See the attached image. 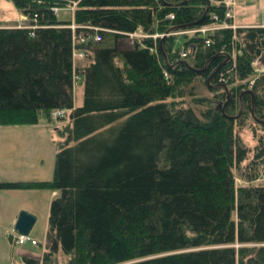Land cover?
Returning <instances> with one entry per match:
<instances>
[{"label":"trees","instance_id":"16d2710c","mask_svg":"<svg viewBox=\"0 0 264 264\" xmlns=\"http://www.w3.org/2000/svg\"><path fill=\"white\" fill-rule=\"evenodd\" d=\"M10 1L26 22L0 26V127L64 111L52 179L0 181L56 192L22 264H264V24L232 28L225 0ZM242 129L260 131L252 148Z\"/></svg>","mask_w":264,"mask_h":264},{"label":"rangeland","instance_id":"374dc122","mask_svg":"<svg viewBox=\"0 0 264 264\" xmlns=\"http://www.w3.org/2000/svg\"><path fill=\"white\" fill-rule=\"evenodd\" d=\"M225 1L231 3L230 6L234 12L233 21L235 23L249 22V24L254 23L252 25H255L258 22H264V0ZM16 10L17 9L10 0H0V23H2L5 18L14 19L17 16ZM63 14L64 13L60 11L58 17L63 18ZM210 27L217 28L215 25ZM235 27L236 24L232 25V28ZM159 36H161V34L152 35V37L155 38ZM118 43L121 48H129L131 46L129 37L122 38ZM262 66V58H257L253 62L256 74L262 70ZM79 84L80 82L77 80L75 85ZM195 93L205 98L213 96L209 88L199 81L195 83ZM81 96L82 92L78 94L77 90L76 96L73 95L74 103L81 101ZM62 122V120L55 119L50 115L48 120L41 119L37 125L31 126V128L27 126L0 127V180H13V175L15 178L18 174L26 175L24 181H48L52 179L55 151V146H53L52 142L56 139L54 129L60 126V124L62 125ZM19 127L20 129H18ZM239 136L246 147L252 148L255 145L256 138L260 136V131H256V137L254 138L248 129H242L239 131ZM17 151H19V154L16 153ZM21 152H24V154H21ZM11 153L17 156H11ZM20 154L22 155V159L25 157V163L27 164V166L25 164L23 168L13 165L16 161L15 158ZM15 191H18L17 195L11 198L7 203H4L2 209L0 207V264H19L21 261L20 258H18L20 249L23 250L21 252L30 251L28 253L34 255H39L43 249L40 245H12L10 235H15V233L7 228V222L11 218L9 209L15 208L13 210L14 213H19L23 210L31 213L36 218L28 235L38 239L40 244L43 243L47 230L48 204L52 198L53 191L48 188L20 189ZM26 246L29 248H25ZM57 262L59 264H65L66 257L58 254Z\"/></svg>","mask_w":264,"mask_h":264},{"label":"crops","instance_id":"0c3cea01","mask_svg":"<svg viewBox=\"0 0 264 264\" xmlns=\"http://www.w3.org/2000/svg\"><path fill=\"white\" fill-rule=\"evenodd\" d=\"M17 11V16L14 18V19H7V18H5L3 21H2V23H0V26L1 27H7V28H13V27H21L22 25H24L25 24V22H26V18L22 15V14H20L19 12H18V10H16ZM62 13H64L62 16H63V18H61V19H69V18H71L72 17V12H67L66 10H62L61 11ZM234 13V12H233ZM56 16H58V14H56ZM60 18V17H59ZM232 20H233V16H232ZM234 22V21H233ZM234 24H236V26L238 25V26H250V25H252V24H254V23H252V24H249V22H243V23H235L234 22ZM262 24H264V22H258L257 24H255V25H262ZM182 33H186V34H190V33H187V32H182ZM181 32H176V33H173V35H179V34H182ZM134 36H137V37H134ZM138 36H140V37H138ZM127 37H129V40H130V43H131V46L130 47H132L133 46V43H134V41H139V39L140 38H143V37H146V35H143V34H141V32L140 31H136L135 33H132V34H128L127 35ZM161 37V36H160ZM153 38H155V37H153ZM119 42V41H118ZM178 42V41H177ZM129 47V48H130ZM126 49H128V48H126ZM73 57H74V65H75V67H77V66H80V67H82L83 66V64H86V63H90V62H92V60H93V55H92V52L91 51H88L87 50V55L85 56V55H80V50H75L74 52H73ZM85 57V58H84ZM77 79H76V81L77 80H79V82H80V84L79 85H74V88H75V90L73 89V95H75L76 96V94H77V90H78V94H80L81 92H82V96H81V101H79L78 103H74L75 104V106H79L81 103H82V100H83V91H84V80H83V77H82V75H78L77 77H76ZM35 126V125H34ZM28 128H31V126H27ZM25 128V127H24ZM18 129H20V127L18 128ZM18 129H16V130H18ZM54 150H55V148H54ZM16 153H18L19 154V151H17ZM54 153H55V151H54ZM21 154H24V152H21ZM19 155L17 158H15V162L13 163V165H15V166H17V167H19V168H23V166L26 164L25 163V157H24V159H22L21 157H22V155ZM11 156H17V155H13L12 153L10 154ZM11 158V157H10ZM10 158H8V159H10ZM12 162V161H11ZM26 166H27V164H26ZM27 169H29V168H27ZM21 172V171H20ZM27 174V173H26ZM35 176H36V174H35ZM24 177H26V175L25 174H18V175H16L15 176V178H14V175H13V180H7V179H5V180H0V181H24L25 180V178ZM12 178V177H11ZM36 178V177H35ZM38 178V177H37ZM38 180V179H37ZM40 180V179H39ZM43 181V180H42ZM17 193H18V191H15V190H10V191H7V190H0V207H1V209L3 208V205H4V203H7L11 198H13V197H15V195H17ZM56 195V192H52V198L54 197ZM52 198H51V200H52ZM51 200H50V202H51ZM50 202H49V204L48 205H50ZM19 208H22V207H19ZM8 209V208H7ZM15 208H11V209H9L10 210V214H11V218L9 219V221L7 222V228L9 229V230H13L14 229V224H15V222H16V219H17V216H18V213H14L13 212V210H14ZM31 214V213H30ZM35 220H36V218H35ZM35 223V222H34ZM11 232V231H10ZM31 238H33V239H36V238H34V237H31ZM36 240H38V239H36ZM29 243H25V244H23V245H28ZM22 245V246H23ZM30 246H33V245H31V244H29ZM25 248H29L28 246H26ZM20 251V254L18 255L19 257L18 258H20V256H22V255H31V253H28V252H30V251H25V252H21V251H23V250H19ZM41 253V252H40ZM32 255H34V254H32ZM19 264H22V262L20 261V263Z\"/></svg>","mask_w":264,"mask_h":264},{"label":"built area","instance_id":"2783aa9c","mask_svg":"<svg viewBox=\"0 0 264 264\" xmlns=\"http://www.w3.org/2000/svg\"><path fill=\"white\" fill-rule=\"evenodd\" d=\"M225 6L227 7V11H226V17L228 18H231L232 17V12H231V3L225 1ZM70 9H72V7H70ZM60 10V8H57V7H54L52 8V11L57 14V12ZM167 18H170L172 19L173 16L171 14L167 15ZM212 25H215V27H219V25L217 24H214V23H211V24H208V25H205L199 29H196V30H191V31H186L187 33H194V32H200L202 34L206 33L207 31H210V30H213L215 28H211L210 26ZM93 40L95 42H99L101 40V36L100 34H95L94 35V38ZM184 54L181 53V57H183ZM64 115V111L62 110H56V111H53L51 113V116L53 118H59V117H62ZM11 240H12V243L15 244V245H22L24 244L25 242H30V244L32 245H35L36 244V241L32 238H30L29 236L27 235H22V234H15V235H11Z\"/></svg>","mask_w":264,"mask_h":264},{"label":"water","instance_id":"95a60500","mask_svg":"<svg viewBox=\"0 0 264 264\" xmlns=\"http://www.w3.org/2000/svg\"><path fill=\"white\" fill-rule=\"evenodd\" d=\"M209 79L210 76L207 80L208 82ZM223 89L227 91L226 87H223ZM34 222H35V217L32 214L22 210L18 213L16 222L14 224V231L20 234H27L32 228Z\"/></svg>","mask_w":264,"mask_h":264}]
</instances>
